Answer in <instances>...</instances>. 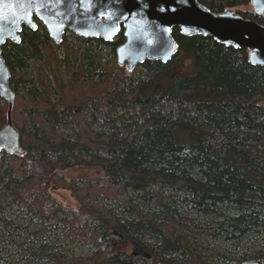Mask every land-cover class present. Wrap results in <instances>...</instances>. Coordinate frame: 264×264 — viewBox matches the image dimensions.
I'll list each match as a JSON object with an SVG mask.
<instances>
[{"label":"trees","instance_id":"trees-1","mask_svg":"<svg viewBox=\"0 0 264 264\" xmlns=\"http://www.w3.org/2000/svg\"><path fill=\"white\" fill-rule=\"evenodd\" d=\"M198 1L264 25L250 0ZM172 35L178 52L169 62L146 60L131 72L116 61L122 33L57 45L43 26L23 27L19 44L5 43L12 122L26 154L0 153V241L12 229L8 215L26 210L40 225L70 214L65 237L93 247L89 258L49 264H200L190 239L201 221L210 222L211 241L264 246V67L244 48L178 28ZM6 112L0 97V128ZM77 166L101 176L58 174ZM59 189L75 207L51 195ZM46 249L14 255L19 264H46ZM256 259L264 264V252Z\"/></svg>","mask_w":264,"mask_h":264},{"label":"water","instance_id":"water-1","mask_svg":"<svg viewBox=\"0 0 264 264\" xmlns=\"http://www.w3.org/2000/svg\"><path fill=\"white\" fill-rule=\"evenodd\" d=\"M250 5L254 13H264V0H251ZM33 15L57 45L65 30L110 42L122 25L126 40L116 49V61L129 72L146 60L169 62L178 52L174 28L184 36L209 37L226 47L244 48L252 65L264 67V25L244 19L232 8L211 12L198 0H0V97L7 103L0 153L8 155L26 152L12 122L15 93L2 47L7 41L19 44L22 26L36 29Z\"/></svg>","mask_w":264,"mask_h":264},{"label":"rangeland","instance_id":"rangeland-1","mask_svg":"<svg viewBox=\"0 0 264 264\" xmlns=\"http://www.w3.org/2000/svg\"><path fill=\"white\" fill-rule=\"evenodd\" d=\"M251 9V5L248 6ZM93 133H97L98 130L91 126ZM101 170L97 167H82L77 166L69 168L64 171L58 172L60 176L67 180L75 179H88L101 176ZM5 191L0 188V206H3V195ZM51 195L60 201L64 206L75 207V200L73 199L70 191L59 189L52 190ZM101 206V210L110 211L112 209L111 202H104ZM6 210L5 213H7ZM9 213V212H8ZM10 214V213H9ZM11 219L12 229L9 232V236H5L1 241V246L9 249L10 256L7 262L0 258V264H19L18 259L15 258L16 250H24L29 248H35L37 245L48 246L45 255H48L46 264H49V259L57 261H70L73 259H86L92 256L93 247L88 243L82 244L75 240H68L65 237V229L63 226V220L69 221L70 214H59L56 223L54 221L44 222L40 225L34 223L30 219L29 213L25 210L22 213L15 212L8 215ZM199 226L194 229L195 237L190 239V244L193 247L192 253L195 258L198 259L200 264H241L245 260H257L259 255L263 254L264 246L257 240L247 241L244 243V247L235 249L234 246L224 244L220 241H211L209 234L212 230L208 227L210 222H199ZM11 228V227H10ZM11 237L13 245L8 244V239ZM0 241V242H1ZM16 249V250H15ZM130 251V250H128ZM1 257H5V253L1 252ZM242 254L245 256L242 258ZM28 258V257H27ZM24 257H21L22 261ZM22 264L25 261L21 262ZM40 263H44L41 261ZM39 262L36 264H40Z\"/></svg>","mask_w":264,"mask_h":264},{"label":"flooded vegetation","instance_id":"flooded-vegetation-1","mask_svg":"<svg viewBox=\"0 0 264 264\" xmlns=\"http://www.w3.org/2000/svg\"><path fill=\"white\" fill-rule=\"evenodd\" d=\"M251 1V0H250ZM249 5H250V3H249ZM256 14V13H255ZM264 14V13H263ZM256 15H258V14H256ZM262 15V14H261ZM32 19H33V22L35 23V25H36V29L38 28V26H43L44 27V25H43V23L36 17V15H33V17H32ZM103 20H104V18H103ZM23 27H25V26H22V28ZM26 28H28V27H26ZM45 28V27H44ZM29 29H31V28H29ZM36 29H31V30H33V31H35ZM45 30H46V28H45ZM46 32H47V30H46ZM123 32H124V30H123V27H122V25H120V29H119V32L117 33V35L114 37V38H116L117 36H118V34L119 33H122L123 34ZM47 34H48V32H47ZM49 36V35H48ZM64 37L67 39V40H71V39H83V40H96V39H101V40H103V41H105V42H107L105 39H103V38H101V37H84V36H81V35H78V34H76V33H74V32H72V31H69V30H65L64 31V34H63V37H62V40L64 39ZM123 37H124V34H123ZM50 38V37H49ZM113 38V39H114ZM112 39V40H113ZM50 40L51 41H53L51 38H50ZM124 41L126 40L125 39V37H124V39H123ZM111 42V41H110Z\"/></svg>","mask_w":264,"mask_h":264}]
</instances>
